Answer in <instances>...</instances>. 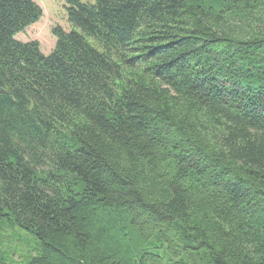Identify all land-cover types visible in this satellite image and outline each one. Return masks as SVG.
<instances>
[{
  "label": "trees",
  "instance_id": "1",
  "mask_svg": "<svg viewBox=\"0 0 264 264\" xmlns=\"http://www.w3.org/2000/svg\"><path fill=\"white\" fill-rule=\"evenodd\" d=\"M65 4L45 55L17 39L41 7L0 0V226L39 242L21 261L264 264V0Z\"/></svg>",
  "mask_w": 264,
  "mask_h": 264
},
{
  "label": "rangeland",
  "instance_id": "2",
  "mask_svg": "<svg viewBox=\"0 0 264 264\" xmlns=\"http://www.w3.org/2000/svg\"><path fill=\"white\" fill-rule=\"evenodd\" d=\"M43 11V18L37 24L28 28L25 33L17 36L22 42L36 41L40 44L42 53L49 55L55 47L56 38L52 31L61 28L69 31L67 23L65 0H33ZM81 3H93L94 0H79ZM35 236L21 230L16 224L0 226V253L9 264H28L22 260L25 255H34L38 247ZM15 254V255H14Z\"/></svg>",
  "mask_w": 264,
  "mask_h": 264
}]
</instances>
